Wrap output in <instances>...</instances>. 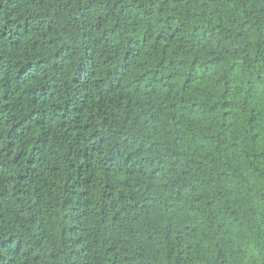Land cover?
Returning a JSON list of instances; mask_svg holds the SVG:
<instances>
[{"label":"trees","instance_id":"1","mask_svg":"<svg viewBox=\"0 0 264 264\" xmlns=\"http://www.w3.org/2000/svg\"><path fill=\"white\" fill-rule=\"evenodd\" d=\"M0 264H264V0H0Z\"/></svg>","mask_w":264,"mask_h":264}]
</instances>
